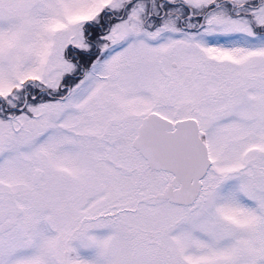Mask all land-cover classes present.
Returning <instances> with one entry per match:
<instances>
[{
	"label": "snow or ice",
	"instance_id": "snow-or-ice-1",
	"mask_svg": "<svg viewBox=\"0 0 264 264\" xmlns=\"http://www.w3.org/2000/svg\"><path fill=\"white\" fill-rule=\"evenodd\" d=\"M0 264H264V0H0Z\"/></svg>",
	"mask_w": 264,
	"mask_h": 264
}]
</instances>
